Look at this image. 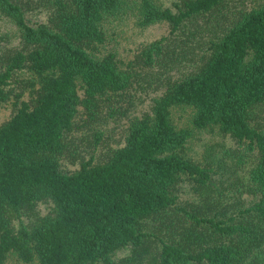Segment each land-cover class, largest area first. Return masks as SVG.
<instances>
[{
	"label": "trees",
	"instance_id": "16d2710c",
	"mask_svg": "<svg viewBox=\"0 0 264 264\" xmlns=\"http://www.w3.org/2000/svg\"><path fill=\"white\" fill-rule=\"evenodd\" d=\"M0 16V264H264V0H0ZM127 21L170 31L125 56ZM203 129L226 141L217 161L189 153Z\"/></svg>",
	"mask_w": 264,
	"mask_h": 264
},
{
	"label": "rangeland",
	"instance_id": "374dc122",
	"mask_svg": "<svg viewBox=\"0 0 264 264\" xmlns=\"http://www.w3.org/2000/svg\"><path fill=\"white\" fill-rule=\"evenodd\" d=\"M35 18L42 19V16L36 15ZM13 25L7 19L0 16V32H6L12 29ZM170 31V25L166 22L156 23L145 28L137 27L132 21H127L121 25L118 33V38L120 42L121 54L127 56L130 50L138 46L140 43L149 42L164 35L168 34ZM182 108H178L174 114V118L180 125H186L189 121L186 112L180 111ZM133 111L128 112V115H132ZM12 114V106L9 103L0 105V123L8 119ZM125 122V117H122L119 122L109 121L108 125H104L107 130H110V135L113 139H110L111 143H116L115 141L120 139L122 134H117L121 129V126ZM115 128L114 130H111ZM226 142L222 137L217 134L210 133L207 130H196L192 138L189 153L199 160H214L221 156L219 143ZM74 166L68 165V168H73ZM42 213L47 211L46 205L42 204L39 206ZM128 251L123 250L118 254V258L127 255ZM14 259H10V264L13 263Z\"/></svg>",
	"mask_w": 264,
	"mask_h": 264
}]
</instances>
